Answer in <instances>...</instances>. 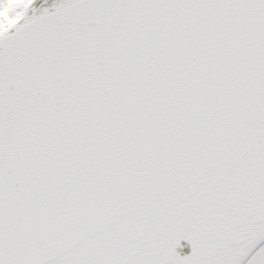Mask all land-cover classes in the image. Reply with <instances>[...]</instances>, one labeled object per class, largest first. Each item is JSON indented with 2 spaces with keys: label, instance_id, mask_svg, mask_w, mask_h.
Returning a JSON list of instances; mask_svg holds the SVG:
<instances>
[{
  "label": "snow or ice",
  "instance_id": "1",
  "mask_svg": "<svg viewBox=\"0 0 264 264\" xmlns=\"http://www.w3.org/2000/svg\"><path fill=\"white\" fill-rule=\"evenodd\" d=\"M0 264H264V0H0Z\"/></svg>",
  "mask_w": 264,
  "mask_h": 264
},
{
  "label": "water",
  "instance_id": "2",
  "mask_svg": "<svg viewBox=\"0 0 264 264\" xmlns=\"http://www.w3.org/2000/svg\"><path fill=\"white\" fill-rule=\"evenodd\" d=\"M48 3H51V0H48ZM181 243H184V242L182 241ZM178 251H181V254H183V253H185V252L188 251V248H187V246L185 245V247H184L182 250L178 249Z\"/></svg>",
  "mask_w": 264,
  "mask_h": 264
}]
</instances>
